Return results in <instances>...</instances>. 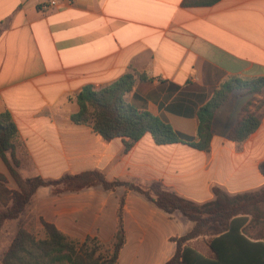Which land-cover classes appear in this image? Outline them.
I'll list each match as a JSON object with an SVG mask.
<instances>
[{"label": "crops", "instance_id": "obj_1", "mask_svg": "<svg viewBox=\"0 0 264 264\" xmlns=\"http://www.w3.org/2000/svg\"><path fill=\"white\" fill-rule=\"evenodd\" d=\"M48 2L0 0V113L8 111L17 125L23 179L99 171L109 181L144 189L158 182L197 204L214 199L213 186L231 195L264 187V92L238 91L217 111L210 152L158 145L150 133L125 151L122 137L107 141L72 120L84 86L101 89L133 73L126 102L195 138L198 111L223 81L264 78V0H219L208 7H185L183 0H57L44 8ZM240 97L246 101L236 103ZM249 101L261 123L238 144L228 133ZM0 173L9 189H19L1 158ZM121 198L126 242L117 264H166L177 248L172 238L188 234L195 223L124 186L61 193L42 186L23 217L38 233L46 222L72 239L110 244ZM244 217L249 221L242 231L256 242L252 216ZM213 238L203 234L187 242L201 257L186 264H264L263 247L239 241L217 260Z\"/></svg>", "mask_w": 264, "mask_h": 264}, {"label": "trees", "instance_id": "obj_2", "mask_svg": "<svg viewBox=\"0 0 264 264\" xmlns=\"http://www.w3.org/2000/svg\"><path fill=\"white\" fill-rule=\"evenodd\" d=\"M219 0H183L185 7L212 6ZM144 78L142 74H137ZM135 83V75L127 73L113 83L96 89L84 86L77 95L80 110L72 116L76 124L88 125L105 140L122 137L125 151L150 133L158 145L183 143L195 149L210 152L214 136V120L217 111L227 104L238 91L246 90L250 94L264 92V78L242 80L230 77L214 91L211 99L198 111L196 137H182L171 125L146 110H139L126 102L125 95ZM249 101L242 109V118L229 131L228 139L238 144L246 141L260 126L261 119L250 109ZM18 128L8 112L0 113V158L6 164L10 175L16 181L18 190L7 186V178L0 173V233L6 223L17 221V231L8 248L0 256V264H117L119 253L126 242L123 208L125 199L121 198L118 211V227L110 244L100 243L97 239L84 241L72 239L54 225L43 222L39 232L29 229L23 216L32 204L35 193L42 186L51 187L54 193L77 191L91 186H102L115 190L124 186L142 193L150 201L167 213L180 212L195 223L188 234L174 237L176 252L166 264H186L193 256L201 257L194 249L185 244L203 234L214 235L211 249L214 258L221 260L224 249L239 241L241 245L264 248V228L255 235L252 242L242 231L248 223L264 227V187L258 191L231 195L224 189L213 186L214 199L197 204L174 191L166 189L158 182L144 189L125 181H109L99 171L84 172L77 175H64L57 180H45L41 177L23 179L17 168L19 160L15 155V141ZM264 175V162L260 165ZM241 231L243 233H241Z\"/></svg>", "mask_w": 264, "mask_h": 264}, {"label": "rangeland", "instance_id": "obj_3", "mask_svg": "<svg viewBox=\"0 0 264 264\" xmlns=\"http://www.w3.org/2000/svg\"><path fill=\"white\" fill-rule=\"evenodd\" d=\"M246 101V99L244 97H240V100L236 103H244ZM24 219V217H23ZM16 221H12V222H8L6 223L5 227L3 228V233L1 236H0V253L3 252L4 250H6V248L8 247L9 243L11 242V238H13V230H14V227L16 226ZM28 226V225H27ZM29 228V226H28ZM256 228L258 230H262L264 227L261 226V225H256ZM39 234V233H38ZM11 239V240H10Z\"/></svg>", "mask_w": 264, "mask_h": 264}, {"label": "built area", "instance_id": "obj_4", "mask_svg": "<svg viewBox=\"0 0 264 264\" xmlns=\"http://www.w3.org/2000/svg\"><path fill=\"white\" fill-rule=\"evenodd\" d=\"M57 6V0H49L48 4L44 5V8Z\"/></svg>", "mask_w": 264, "mask_h": 264}]
</instances>
